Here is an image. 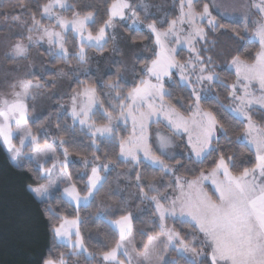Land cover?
<instances>
[{
	"label": "snow or ice",
	"instance_id": "6c2138e0",
	"mask_svg": "<svg viewBox=\"0 0 264 264\" xmlns=\"http://www.w3.org/2000/svg\"><path fill=\"white\" fill-rule=\"evenodd\" d=\"M178 2L179 16L170 23L150 15L147 4L134 6L132 0H106L98 27V13L88 10L91 5L80 7V0H46L42 4L36 0L35 10L19 0L23 15H30V24L21 21V14L0 13L22 23L27 33L9 46L5 60H26L30 47L46 42L53 60L66 66L75 61L79 66L54 73L57 79L72 76L71 83L76 85H69L68 104L59 105L57 132H51V114H45L44 108L36 111L46 86H52L47 81L34 83L21 77L9 81L5 75L8 90L0 91V144L13 163L27 160L34 178L47 182L29 184L26 190L44 205L42 211L55 244L70 249L58 255L49 249L41 264H69L72 257L85 254L93 259L81 232L85 223L81 211L90 208L104 190L107 176L101 173L113 171L117 162L161 174L156 184L144 183L142 172H135L139 203L147 202V208L140 211L150 213L148 223L153 228L151 232L140 230L146 240L142 241L143 251L138 252L128 201H121L116 209L101 203L95 219L118 233V239L100 253L98 264H264V123L253 118L259 113L264 122V19L255 25L250 20L253 8L264 16V0H248L249 11L239 14H230L225 9L231 5L215 0ZM63 12L72 15L69 18ZM119 28L131 35H122ZM229 31L239 50L243 41L259 45L254 57L244 58L239 51L230 55L225 69L234 72L230 84L221 81L212 66L213 58L205 59L196 48L203 42L204 51L214 49L216 36ZM142 32V39L148 40L142 47L151 56L143 58L141 67L125 65L123 73L119 67L115 73L87 71L88 50L102 53L118 35L133 59H141L135 56L133 45L136 34ZM184 45L195 55L181 62L177 57ZM129 71L130 77L126 75ZM214 86L222 88L223 101L219 94L207 95ZM177 88L185 95L173 103ZM209 99L216 107H204ZM153 125H163L167 132L153 131ZM84 140L89 142L86 147L92 158L82 155L87 179L81 188L73 182L69 156L70 149L85 146ZM241 148L250 153L247 161L239 158ZM117 149L114 161L110 152ZM166 161H175L178 167ZM182 161L198 167L188 168ZM53 189L71 212L52 207ZM112 216L117 218L109 219Z\"/></svg>",
	"mask_w": 264,
	"mask_h": 264
},
{
	"label": "trees",
	"instance_id": "16d2710c",
	"mask_svg": "<svg viewBox=\"0 0 264 264\" xmlns=\"http://www.w3.org/2000/svg\"><path fill=\"white\" fill-rule=\"evenodd\" d=\"M150 1L158 2L162 6V15L159 20H167V22L170 23L172 19L179 16L178 0ZM23 2L28 5L29 9L35 10L36 0H23ZM39 2L42 4L46 2V0H39ZM68 2L74 3V0H68ZM105 2L106 0H80L79 6L83 7L84 4L91 5V8L88 10L98 13L96 17L98 27L99 20L105 11ZM108 2H110V0H108ZM12 12L21 14L22 21H28L31 23L30 15H23V10L19 6V0H0V13ZM256 12L257 11L254 9H251L250 20L252 25H255L263 19L262 16L256 14ZM65 14L69 18L72 15L71 12H65ZM0 17L4 20L13 22L10 18L6 19L4 15H0ZM37 18H40L39 13H37ZM42 23L48 24V21L43 20ZM164 27L166 28L167 24H165ZM89 30L94 31V29L91 28ZM144 32H146V30H144ZM126 33L128 36L131 35V33H128L127 31ZM136 35V43H148L147 39H142L144 35L143 32L137 33ZM231 36V31H229L227 35H217L216 47L214 49H209L208 51H204L203 42L198 44V49L203 53V57L205 59L208 56L213 58L214 65L212 66L220 75L221 81L228 84L234 82L235 80L234 72L231 70H225L228 67V59L230 55L238 54L239 51V54H241L242 57L249 58L254 57L256 52L259 51L258 42L249 43L248 41L241 42L244 47L242 50H239V46L230 39ZM68 47H72L71 39H69ZM106 49H109V46H107ZM149 52L151 53V51ZM187 57L188 52L184 49L181 55L178 56L179 60L182 62L187 61ZM143 58L136 62L137 68L141 67L145 62ZM44 59L50 69V72L46 73L43 76V79H41V75L39 74H35L32 79L35 81H50L51 83L49 85L52 86H46L49 90H53L56 87V76L54 75L55 69L61 67L67 72L70 67L76 68L78 66L75 61H73L71 66H66L58 60H53L47 52L44 53ZM115 61L120 62L119 58H116ZM118 67L122 69L121 62L119 64L113 63L110 72L115 73ZM68 78H70V82H72L73 77L68 76ZM81 78H83V76ZM105 78L107 79V76ZM93 79H95V75H93ZM70 85L71 87H76L75 84L71 83ZM211 93H213V96L219 94L221 96V100L223 101L221 87L214 86ZM184 95L185 93L177 88L172 102L175 103L177 98ZM60 103L61 99L59 98H55L53 100V107L50 113L53 117L51 121V132L58 131L56 128L57 121L55 120V117L58 114ZM204 107H216V105L211 99H209L206 103H204ZM253 118L257 121V123H264L260 120L259 113H254ZM68 122L69 121H65L64 123ZM43 124L47 126L48 121H43ZM156 126L157 125H153V131ZM159 126L166 130L163 125ZM33 130L37 131V126H34ZM65 138L67 139L68 136L66 135ZM77 138H81L79 134H77ZM233 139H235V136H233ZM88 143L89 142L87 140H84V147L70 149V156L74 160L72 161L73 163L70 166L69 171L72 173L73 182L81 188L86 183L87 177L83 174L84 168L82 161L80 160H82V155H86L90 160L92 158L90 149L86 147ZM103 151L109 150L103 149ZM237 151L241 160L247 161L250 158V153L247 149L241 148ZM117 154L118 149L115 152H110L114 161ZM98 155H103V152L98 153ZM251 159L254 161V156H251ZM166 162L173 167H178V165L175 164V161ZM182 162L186 163L188 168L198 167L186 161ZM208 163H210V161ZM113 165L114 170L105 174L107 176V183L105 184L104 190L96 196L95 202L90 208L81 211V217L85 219V223L81 227V232L84 236L85 244L89 252L93 253V259H87L86 255L72 257L69 260V264H74L75 262L79 264H98L100 261V253L106 248L114 246L115 241L118 239V233L114 234L111 229L106 226L105 222H98L95 219L98 207L101 203L109 204L116 209L119 207L121 201H128L129 210L133 213L134 217L133 237L137 251H143L142 241L146 240V237H141L139 235L140 230H144L145 232L152 231L153 226L148 223L151 218L150 213L147 211H140V209L147 208V202L145 204L139 203L138 190L135 187V172H142L145 177L144 183L152 182L156 184L160 183L161 174L151 170L145 171L144 169H133L131 165L119 164L118 162ZM207 166L208 165L206 164L204 167ZM123 172L128 174L127 177L124 175L122 177L120 176ZM81 176H83L84 179H80ZM166 182L167 181H165V183ZM35 183L45 184L46 181H37L34 178L29 170L27 160L21 159L17 165L13 164L4 147L0 144V264H41L42 258L48 255L49 249H52L53 255H58L60 252L70 251V249L55 244L49 231L48 220L45 218L42 211L44 205L35 200L32 194L26 190L27 185ZM51 198L53 201L52 207L54 209H58L62 212H71V208L62 204V202L57 198L56 192L52 194ZM114 218L117 217H109V219ZM184 231H188V229L185 228Z\"/></svg>",
	"mask_w": 264,
	"mask_h": 264
},
{
	"label": "rangeland",
	"instance_id": "374dc122",
	"mask_svg": "<svg viewBox=\"0 0 264 264\" xmlns=\"http://www.w3.org/2000/svg\"><path fill=\"white\" fill-rule=\"evenodd\" d=\"M132 2H133L134 6L147 4L148 5V13L150 15L158 18V19L162 15V8H161L162 6L158 2H152L150 0H139V1L132 0ZM215 2L219 3V4L231 5V7L225 9L230 14L233 12H235L237 14L247 13L249 11L248 7H247L248 0H215ZM254 2L259 3V0H254ZM253 9L255 11H257L255 8H253ZM63 15L66 16L65 12H63ZM139 15L141 16V19H143L144 12L141 11L139 13ZM262 18L264 19V16H262ZM141 27L147 31V29H146V27H144V25H141ZM178 27H179V25H178ZM118 32L124 36H128L126 33V30L123 28H119ZM21 33H23L24 35L27 34L26 32H24V28H23L22 23H18V22H14V21L10 22V21L4 20L0 17V91H7L8 90L7 85L5 83H3V81L5 79V75H6L7 80H9V81H12L17 77H21V78L31 79L34 83L35 82L44 83L46 80L35 81L32 79V77L35 74L41 75L42 73H44V75H45L46 73L50 72V69L47 66L46 61L44 59V53L47 52L46 49L48 48V45L46 44V42H42V44L40 46L30 47V50L28 53V59H26V60L12 61V60H5L4 59V53L8 50L10 45L14 44L17 40L20 39ZM24 42L27 43V40H25ZM144 44L145 43H141V44L136 43L135 45H133V47L136 50L135 56L140 57V58L151 56V53L148 50L143 49L142 45H144ZM198 44H196L197 49H198ZM107 46H109V49L104 50L102 53L97 52L95 49L88 50V55L90 57V63L87 64L85 66V68L87 69V71L90 74H97L98 70L103 71V72L111 71L113 61H115L116 58H119V60L121 62V65H122L121 72L122 73L124 71L125 65L129 66V69H130L131 65L134 63L136 66L137 60H134L133 59V53L128 51V49L123 46V43H122L119 35L117 36V39L115 42L110 41ZM172 47H178V46L173 44ZM114 48H119L120 51H113ZM183 49L188 52L187 60L190 58V56L194 57L195 54L189 53L187 45H184ZM177 59H179V58L177 57ZM77 67H79V66H77ZM59 68H61V67H59ZM59 68H57V69H59ZM57 69H55L54 71L56 72ZM81 71H83V69ZM29 74H33V75H29ZM126 75H128L130 77L131 72L129 71L128 73H126ZM70 81L71 80H70V78H68V76L61 77L59 79L56 78V80H55L56 87L53 90H49L47 87L45 88L43 95L37 101L36 111L39 112L42 108H44V109H46L45 114H50L51 109L53 107V100L55 98L60 99L61 95L64 96V99L61 100V103H64L65 105H67L68 104L67 95L70 94V87H69V85L71 84ZM47 82H48V84L51 83L50 81H47ZM207 95L213 96V93L210 92ZM49 97H52V99H49ZM30 118H31V116H30ZM156 130H159V131L165 132V133L167 132L166 130H164L160 126H156L154 131H156ZM4 149H5V147H4ZM173 150L174 149H169V151H173ZM5 151H6V149H5ZM7 154H8V152H7ZM27 155H31V153H27ZM69 159L71 161L74 160L71 156H69ZM80 161H82V160H80ZM18 162L13 163V164L17 165ZM112 167L114 168V165H112ZM123 173L120 174L121 177L123 176ZM83 174L85 175V169H84ZM88 174H90V169L88 170ZM101 174L105 175L106 173H101ZM53 193H55L54 189L51 190V196ZM85 255L87 256V254H85ZM74 264H79V263L75 262ZM134 264H135V261H134Z\"/></svg>",
	"mask_w": 264,
	"mask_h": 264
}]
</instances>
